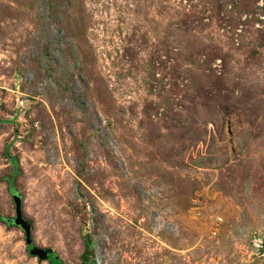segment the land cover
I'll return each mask as SVG.
<instances>
[{
    "label": "rangeland",
    "instance_id": "1",
    "mask_svg": "<svg viewBox=\"0 0 264 264\" xmlns=\"http://www.w3.org/2000/svg\"><path fill=\"white\" fill-rule=\"evenodd\" d=\"M12 194L62 264H264V0H0ZM0 264L49 263L0 222Z\"/></svg>",
    "mask_w": 264,
    "mask_h": 264
},
{
    "label": "water",
    "instance_id": "2",
    "mask_svg": "<svg viewBox=\"0 0 264 264\" xmlns=\"http://www.w3.org/2000/svg\"><path fill=\"white\" fill-rule=\"evenodd\" d=\"M12 200L14 203V217L12 219V223L22 230L24 242L28 246V253L40 260L47 259V254L50 253V251L48 249H43L32 244L30 238V225L21 214L19 198L13 195Z\"/></svg>",
    "mask_w": 264,
    "mask_h": 264
},
{
    "label": "trees",
    "instance_id": "3",
    "mask_svg": "<svg viewBox=\"0 0 264 264\" xmlns=\"http://www.w3.org/2000/svg\"><path fill=\"white\" fill-rule=\"evenodd\" d=\"M196 95H197L196 97H198L200 99V103L198 105L201 106L202 108H204L205 107V101L209 99L207 97L208 96V91H204V92L203 91H200ZM201 131H203V133H201V134L200 133L199 134L198 133H194V131H193L192 132L193 136L188 135L185 139H183V136L179 134L177 136V138H175V139L174 138L173 139H166V141L172 140V141H176V142H181V140L182 141L188 140L189 142H191V143L193 142L194 143V142H196V140H199L203 136L204 129L202 130V128H201ZM163 138H165V137H163ZM185 145H187V144H185ZM9 158L11 159L12 162L15 161L10 156H9ZM7 186L10 189V187H9L8 184H7ZM225 193L228 194V195H230L232 198H234V192L231 191V189L228 186V184H226V186H225ZM12 196H13V194H12ZM0 222H4V223L7 222L8 225H13L12 220H6V218H4L2 216H0ZM259 250H261V248ZM47 260H48V263L49 264H62L61 261L58 260L56 258V256L54 254H52V253H48L47 254ZM83 264H85V263L83 262Z\"/></svg>",
    "mask_w": 264,
    "mask_h": 264
},
{
    "label": "built area",
    "instance_id": "4",
    "mask_svg": "<svg viewBox=\"0 0 264 264\" xmlns=\"http://www.w3.org/2000/svg\"><path fill=\"white\" fill-rule=\"evenodd\" d=\"M223 219H224V216L222 215V213H217V214L212 215L209 218L207 224L205 223L203 224V226L205 225L207 235L215 236L220 230V227L223 223ZM252 244L256 247H261L260 244L253 243V240H252Z\"/></svg>",
    "mask_w": 264,
    "mask_h": 264
},
{
    "label": "crops",
    "instance_id": "5",
    "mask_svg": "<svg viewBox=\"0 0 264 264\" xmlns=\"http://www.w3.org/2000/svg\"><path fill=\"white\" fill-rule=\"evenodd\" d=\"M196 211H198V210H196Z\"/></svg>",
    "mask_w": 264,
    "mask_h": 264
}]
</instances>
